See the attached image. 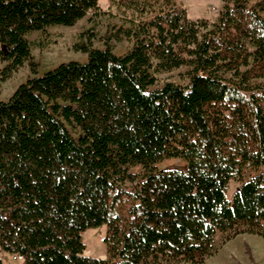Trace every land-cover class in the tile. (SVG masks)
Masks as SVG:
<instances>
[{
	"label": "trees",
	"instance_id": "16d2710c",
	"mask_svg": "<svg viewBox=\"0 0 264 264\" xmlns=\"http://www.w3.org/2000/svg\"><path fill=\"white\" fill-rule=\"evenodd\" d=\"M100 1L123 25L103 49L80 35L84 62L39 75L26 37L72 27ZM222 1L212 23L177 0H0V81L25 63L31 73L0 101V252L20 264H202L218 236L264 239V0ZM180 68L185 85L154 88ZM167 159L186 168L158 170ZM100 226L105 257L85 256L81 235Z\"/></svg>",
	"mask_w": 264,
	"mask_h": 264
},
{
	"label": "rangeland",
	"instance_id": "374dc122",
	"mask_svg": "<svg viewBox=\"0 0 264 264\" xmlns=\"http://www.w3.org/2000/svg\"><path fill=\"white\" fill-rule=\"evenodd\" d=\"M185 9L190 20L206 19L215 23L225 2L222 0H177ZM123 23L117 17L108 14L105 1H100L99 8L78 21L72 27H49L43 32L30 33L26 39L30 44V55L33 63L37 65L39 75L49 71L61 63L69 61L84 62L86 56L74 51L75 44L81 42L80 35L93 36L91 45L96 49H103V37L111 32L114 27H120ZM125 26V25H124ZM131 42L122 40L114 44L113 52L123 55L131 48ZM4 66L0 62V70ZM186 69L180 68L168 73L156 75V85L159 88L165 83L185 85L184 74ZM31 77L29 66L25 63L17 72L4 82L0 81V101H5L13 94L14 90L25 80ZM75 137L77 130L68 127ZM158 170L179 169L184 170L186 164L178 159H167L156 165ZM131 173H141L140 167L130 168ZM262 172V170H261ZM238 189L236 183H229L226 190V198L231 199L234 191ZM105 235V227L86 230L82 236L85 245L84 255L91 258L102 259L105 257V247L102 239ZM217 251L207 258L202 264H264V239L255 235L243 234L224 241L222 236L216 238ZM0 258L5 264H20V259L0 252ZM185 264V263H180Z\"/></svg>",
	"mask_w": 264,
	"mask_h": 264
},
{
	"label": "built area",
	"instance_id": "2783aa9c",
	"mask_svg": "<svg viewBox=\"0 0 264 264\" xmlns=\"http://www.w3.org/2000/svg\"><path fill=\"white\" fill-rule=\"evenodd\" d=\"M20 259V258H19Z\"/></svg>",
	"mask_w": 264,
	"mask_h": 264
}]
</instances>
